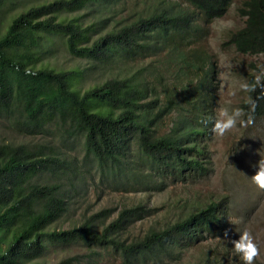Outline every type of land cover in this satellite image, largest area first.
<instances>
[{
	"label": "trees",
	"instance_id": "16d2710c",
	"mask_svg": "<svg viewBox=\"0 0 264 264\" xmlns=\"http://www.w3.org/2000/svg\"><path fill=\"white\" fill-rule=\"evenodd\" d=\"M234 1L144 0V9L122 16L126 0H0V123L21 136L55 130L61 143H80L84 152L77 161L58 145L0 143V264H32L51 247L73 243L113 248L126 264H161L176 248L204 240L203 264H244L231 243L228 207L217 202L131 244L121 234L147 214L142 206L103 229L108 210L59 229L71 212L70 194L93 170L142 189L208 176L217 63L202 46L201 29ZM238 12L245 25L228 43L264 56V0H242ZM62 50L90 66L56 68L47 59ZM163 52L173 75L167 82L162 71L112 73ZM89 73L97 81L82 91ZM255 82L250 76L248 84ZM262 85L264 74L248 92L257 102L254 120L264 118Z\"/></svg>",
	"mask_w": 264,
	"mask_h": 264
},
{
	"label": "rangeland",
	"instance_id": "374dc122",
	"mask_svg": "<svg viewBox=\"0 0 264 264\" xmlns=\"http://www.w3.org/2000/svg\"><path fill=\"white\" fill-rule=\"evenodd\" d=\"M143 3L144 0H126L121 15L128 16L129 11L144 9ZM241 5L242 0H235L223 17L203 23L201 29L202 46L214 56V61L217 63L216 89L212 106L214 121L219 118L223 108H228L229 111L242 108V104L248 101V92L243 91L240 85L248 83L250 76L257 78L264 74V56L243 55L228 43L231 35L245 25V19L238 12ZM114 16L120 17L118 14ZM228 23L231 26L224 27ZM165 53L141 57L128 65L121 64L112 73L120 71L130 75L141 69L145 75H148L152 70L162 71L165 76L164 81L167 82L173 78V75L168 67ZM47 61L63 70H83L86 66H90L88 61L73 57L63 50L53 54ZM95 81L97 78L94 74H87L81 82L82 91L93 85ZM0 143L58 145L71 156L76 157L77 161L83 160L84 157L80 143L74 141L61 143L58 132L52 129L42 135L21 136L0 123ZM208 149L211 157L208 176L183 182H156L151 188L142 189L119 186L111 178H99V175L94 173L95 170L87 173L88 181L81 187H75V191L70 194L71 212L59 229L79 225L93 215L108 210L110 217L98 224L100 229H103L117 220L125 209L142 206L147 210V214L131 221L121 234L120 240L131 244L144 239L151 231L165 229L185 218L200 206L217 202L228 207L227 219L231 226L232 238L239 240L241 233L250 232L260 252L253 264H264V191L260 190L251 179L258 170L254 165L264 159V118L254 120V123L248 127H241L238 123L235 129L223 137L216 136L212 132ZM205 244H207L206 240L193 249L176 248L161 264H203L201 257L203 250L200 246ZM42 258L32 264H56L69 258H74V264H126L113 248H87L81 243L51 247ZM239 260L244 262L241 257Z\"/></svg>",
	"mask_w": 264,
	"mask_h": 264
},
{
	"label": "clouds",
	"instance_id": "9594fccd",
	"mask_svg": "<svg viewBox=\"0 0 264 264\" xmlns=\"http://www.w3.org/2000/svg\"><path fill=\"white\" fill-rule=\"evenodd\" d=\"M230 26V23L224 25V27ZM259 82L260 77L258 76L255 84L243 83L240 85V88L245 92H254ZM261 87H264V85ZM248 104L250 108L247 113L242 108H234L231 111L228 108L221 109L219 118L213 123L212 132L216 136L223 137L235 129L238 123L241 127L251 126L254 123L257 102L249 96ZM245 116L247 118L243 119ZM254 167H258V170L251 179L260 190L264 191V159L259 160L258 164L254 165ZM225 236H227V232H225ZM231 243L234 245L235 252L242 254L241 259L244 261V264H253L254 260L260 255L259 248L248 231L241 233L239 240H233Z\"/></svg>",
	"mask_w": 264,
	"mask_h": 264
}]
</instances>
